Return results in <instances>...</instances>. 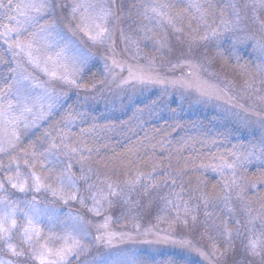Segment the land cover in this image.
<instances>
[{"label":"rangeland","instance_id":"rangeland-1","mask_svg":"<svg viewBox=\"0 0 264 264\" xmlns=\"http://www.w3.org/2000/svg\"><path fill=\"white\" fill-rule=\"evenodd\" d=\"M34 2L44 3L47 8L38 14L31 13L35 22L27 26L24 37L31 33L43 36L52 45L45 54L53 59L57 51L64 49L61 63L67 66L68 72L59 69L57 77L51 78L30 63L23 52L16 55L18 49H10L1 39L6 62H12L9 67L11 95L7 94L9 85L0 84L6 93L3 99H13L18 89L19 94L32 97L42 93L40 88L28 91V82L43 85L53 100L59 97L47 119L29 128L21 122L20 145L11 158L19 163L22 175L32 171L41 175L49 168L62 171L71 163V174L80 189L78 195L85 202L81 204L77 199L64 203L44 187L34 191L30 179L25 192L13 189L6 177L15 175L16 165L12 163L9 168L10 156L0 155V181L4 182L0 199L6 197L18 209L15 217L18 227L10 243L15 245L17 253H22L14 255L0 241V261L40 264L36 259L38 251L33 250L38 245L25 244L21 235L27 223L25 213L34 210L38 226L43 230L40 243L47 241L50 248H59L63 240L58 238L69 232L80 240L81 250L67 264H168V259L180 264H188L193 259L199 264H264V177L258 176L264 174V10L254 12L251 6H246L250 0ZM193 3L200 5L199 11L190 7ZM77 5L84 7L77 8ZM237 10L239 21L235 15ZM5 14L0 8V18L8 23L4 21ZM10 15L16 13L10 11ZM92 23L107 30L103 39L90 38L95 33L87 26ZM96 61L104 64L103 70L110 78L108 88L104 93L99 91V95L90 94V102L82 110L69 114L68 107L63 105L66 91L55 82L75 88L81 72ZM130 66L134 74L163 83L130 80ZM65 74L76 83L60 78ZM23 77H28V82L18 83ZM152 93L158 94L162 106L167 107L171 100L186 110L187 115L203 113L216 116L219 123H233L244 137L243 142H230L220 154L204 158V162L210 161L200 168L204 169L203 174L214 176V182L193 190L188 198L169 188L182 183L176 178L168 181L169 186L166 179H160L157 187L138 194L141 182L133 184V181L142 165L125 167L116 160L112 164L120 173L115 174L108 163L104 166L96 161L100 142L108 136L102 129L104 118L122 110H136ZM43 102L47 108L48 101ZM88 109L95 112L94 120L84 118ZM56 115L62 117L61 125L54 119ZM31 119L27 117L29 122ZM66 120H70L67 127ZM87 124H91L89 131H86ZM61 131L85 143L86 136H91L87 144L93 150L91 156L81 161L79 156L69 160L62 154L51 153L40 161L46 162L43 169L39 165L35 168L25 165L23 151H35L39 157L53 138L60 143ZM213 145L212 141L208 143L210 153L220 149ZM108 151L101 152L102 156L107 157ZM82 170L89 176L87 182L79 180ZM46 183L56 186L54 178ZM109 183L117 195L108 196L97 211L91 210L96 207L92 194L97 193L99 199L102 190L106 195ZM201 184L202 180L196 182ZM204 194L210 199L207 204ZM106 233L116 234L110 244L106 243ZM97 236L102 239L97 241ZM138 236L142 238L143 248L138 246ZM256 239H260L261 245L258 254H253L248 245Z\"/></svg>","mask_w":264,"mask_h":264},{"label":"snow or ice","instance_id":"snow-or-ice-1","mask_svg":"<svg viewBox=\"0 0 264 264\" xmlns=\"http://www.w3.org/2000/svg\"><path fill=\"white\" fill-rule=\"evenodd\" d=\"M246 6H251L254 12L257 9L264 10V0H250L249 5ZM79 7H84V5H77V8ZM190 7L197 9V11L200 9V5L197 3L191 4ZM0 8H5L6 11H14L16 13L15 16L6 15L8 23H0V29H2L0 30V39H2L5 43H8L10 49L13 47L18 49V52L15 53L16 55L23 52L27 56L30 63L35 65L37 68H41L42 71H44L45 74L49 75L51 78L57 77V70L59 69H63L65 73L68 72L67 66L61 63L64 49L57 51L55 53V59H53L51 55L45 54L46 51L52 47V45L48 44L43 36L38 35L37 33H31L27 37H24V33L27 31V26L35 22V16L31 15V13L35 12L38 14L42 10H46V4H37L34 0H29V2L24 3L22 0V2L13 6L12 0H8L7 5L0 3ZM76 10V8L73 9L74 12ZM152 11L155 12L156 9L153 8ZM158 15H164V13H158ZM235 15L237 21H239V10H237ZM168 23L171 24L172 20L169 19ZM87 27L94 30L95 34L90 35L91 39H103L106 35L107 30L101 27L100 24L92 23ZM42 31L43 29H41V32ZM13 37L15 39H13ZM129 73L130 80L135 79L140 82L163 83L161 80H153V78L145 77L142 74H134L131 66L129 67ZM60 78L72 84L76 83L75 80L69 79L67 74ZM24 82H28V77H23L20 81H18V83ZM11 88L12 86L9 85L7 92L8 95H11ZM37 88L42 89V93L36 97L19 94L20 90L18 89L17 96L7 101L3 99L6 94L5 90L0 89V155H8L11 158L12 154L17 151L21 141V136L18 131L21 122H23V126L25 128L35 126L38 122L47 119L56 103L59 102V97H56V99L53 100L51 94L46 89H43V85L39 83H27L28 91H33ZM45 100L48 101L47 108H45V104L43 102ZM28 116L32 117L30 122L27 120ZM68 123H70V120L65 121V127H67ZM59 139L60 143L57 144L55 142V138H53V142L50 143L49 147L45 149L44 152L39 154V157L35 151H32L31 153L26 150L23 151V155L26 157L24 161L25 165L30 168H35L39 165V167L43 169L46 162L40 161L43 160L47 154L51 153H56L58 155L62 154L63 156L69 158V160L73 157L79 156L81 161L88 159L92 154L93 150L87 146V143L82 140L73 139L70 134H66L61 131ZM30 147L32 146L30 145ZM84 153H87V155H83ZM12 163H15L16 165V172L15 175L7 176L6 181L13 189L25 192L30 179L32 181L34 191L38 192L42 187H44L51 191L54 196L60 198L64 203H67L69 200L75 201L77 199L80 200L81 204L85 202L84 197L82 195H78L80 189L78 187L77 179H74L71 174V163L67 164L62 171L56 168H49L47 173H43L41 175H38L35 171H32L27 175H22L20 172V165L14 158L10 159L9 168ZM62 163L63 162L61 161V164ZM128 163L131 164L132 161H129ZM227 167L232 168V165H227ZM155 171L156 168L154 166L153 172L148 173L147 176L143 173L137 174L133 184H138L144 179L151 178ZM53 178L56 184L55 187L46 183L47 180ZM88 179L89 176L85 175L82 170L79 180L87 182ZM234 182L235 181H233V183ZM108 188L109 192L106 195L103 194L102 190L100 191L99 199H97V193L92 194L91 198L96 207L91 210L97 211L102 201L107 200L108 196L117 195V192L113 189L111 183H109ZM3 190L4 182L0 181V191ZM145 190L147 191V186H145ZM203 199L206 204L210 202L207 194H204ZM17 211L18 209L14 207L6 197L0 199V241H3L8 251L14 255H22V253H17L15 245L10 243L12 240V233L15 232L18 227L17 220L15 218ZM25 216L27 218V223L21 233L22 239L25 244L34 246L38 245V248L34 247L33 250L38 251L36 259L40 261V264H67L69 258L74 253L81 250L82 245L80 240L73 236L71 232L58 238L63 240V244L59 248H50L47 241L40 243L43 230L38 226V218L35 211L31 210L30 214L25 213ZM106 219L110 220L111 218L108 217ZM103 227L106 228L107 224L103 225ZM105 235L107 236L106 243L110 244L112 237L116 234L106 233ZM96 239L99 241L102 237L97 236ZM260 245V239L250 240L248 245L249 251L253 254H258ZM0 264H4V262L0 261ZM8 264H11V262H8Z\"/></svg>","mask_w":264,"mask_h":264},{"label":"trees","instance_id":"trees-1","mask_svg":"<svg viewBox=\"0 0 264 264\" xmlns=\"http://www.w3.org/2000/svg\"><path fill=\"white\" fill-rule=\"evenodd\" d=\"M17 2L18 0H12V5L15 6ZM0 3L7 5L8 0H0ZM2 9L6 13L5 16L10 15V11H6L5 8ZM4 21L7 22L8 20ZM0 23H3L2 17L0 18ZM0 42H2L1 39ZM2 49L4 48L1 47L0 43V84L10 85L11 72L9 67L12 66V62H6V56L2 53ZM103 65V62L96 61L82 71L75 88L55 82L56 86L66 91L63 105L68 107L69 114L74 113L75 115L74 111L82 110L81 108L90 102V94L92 96L99 95L108 88L110 78H107L108 75L104 72ZM145 96H141V99L145 98ZM148 96L150 97L149 100L139 104L136 110H122L121 113H112L104 118L102 129L106 131L108 136L102 138L100 142L97 155H95L96 161L98 160L99 165L102 164L104 166H107L106 164L108 163L111 172H117L115 174L120 173L118 169L115 170L112 164L116 160L121 161L120 164L125 165V167H132L136 164L137 167L142 165L138 170L139 173H143L145 176L153 172V167L155 166L156 171L153 176L141 181L138 194H144L150 188L157 187L160 179H166L167 186H169L168 181L173 182L172 179L176 178L177 182L182 183L169 186V188L175 189L179 194L188 198L187 196L192 195L193 190L206 188L210 182H214V176L203 174L204 169L200 168L210 161L204 162V158L210 156L209 154H220L230 142H235L236 144L243 142L242 139L244 137L239 135L241 133L237 131L233 123H219V119H216V116L204 115L203 113L195 112L187 115L186 110L182 109L174 101L170 100L166 107V105H161L158 94L152 93ZM87 111L84 113V118L91 121L95 112H91V109ZM54 119L61 125V116L56 115ZM77 124L81 123L77 122ZM90 129L91 124H87L86 131ZM86 137L87 144H89L91 136ZM210 141L214 142L215 145L213 146L220 149L210 153L208 149ZM105 143L108 146H105ZM105 149H109L107 157L101 154ZM129 161H132V163L129 164ZM143 165L146 167L143 168ZM253 169L255 171L254 166ZM251 170L249 168L248 172ZM261 175L264 177L263 172L258 174V176ZM197 178L200 180L198 181ZM201 180V185L204 186L196 185V182ZM193 182L192 186L191 183ZM210 185L209 188H211ZM145 186H147V191ZM139 236L143 235L139 233ZM139 236L136 240L140 241L138 246L141 247L143 241ZM169 263L180 264L181 262H171L168 259ZM191 263L199 264L194 259L188 264Z\"/></svg>","mask_w":264,"mask_h":264}]
</instances>
